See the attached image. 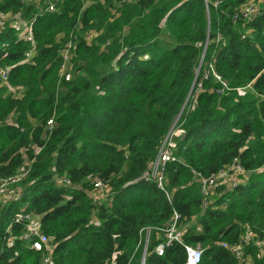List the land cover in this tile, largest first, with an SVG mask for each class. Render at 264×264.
<instances>
[{"label": "trees", "instance_id": "16d2710c", "mask_svg": "<svg viewBox=\"0 0 264 264\" xmlns=\"http://www.w3.org/2000/svg\"><path fill=\"white\" fill-rule=\"evenodd\" d=\"M248 1L58 0L47 12L42 2L0 0L1 16L32 22L34 41L8 22L0 28V69L9 68L0 179L29 162L20 199L0 203V264H40L13 221L23 208L40 216L54 264H184L185 246L200 247L198 264H264L251 241L242 261L220 245L246 231L264 237V0L251 20L232 21ZM69 40L66 81L60 52ZM174 121L185 133L162 190L143 173ZM234 159L240 183L216 184L202 208L198 179ZM96 180L109 189L101 204L91 198ZM174 215L181 241L157 254Z\"/></svg>", "mask_w": 264, "mask_h": 264}, {"label": "built area", "instance_id": "2783aa9c", "mask_svg": "<svg viewBox=\"0 0 264 264\" xmlns=\"http://www.w3.org/2000/svg\"><path fill=\"white\" fill-rule=\"evenodd\" d=\"M38 2H42L45 6V11L47 12H53L56 8V2L58 0H37ZM261 0H249L247 4L243 5V7L240 9V11L233 15L232 21L234 22L238 18H242L244 20H251L259 13V3ZM1 16V15H0ZM7 17H13L16 15H5ZM25 24V31L21 32L20 35L23 39L28 40L31 42L32 45H34V41L32 40V22H24ZM16 28V27H15ZM19 30V29H18ZM74 47L73 42L71 40L67 41L63 48L61 49V57H62V64L60 67L59 76L60 79L63 78L64 80H69L71 78V74L69 72V69L71 67L69 61L72 56V49ZM33 51L30 50L26 53V59L27 61L30 60L31 56L33 55ZM210 73L214 77V79L221 82L223 87H226L225 81H223L220 76L213 70L212 66H210ZM65 70V71H64ZM9 68H3L0 69V80L2 83L6 81V77L8 75ZM197 71V68H195V72ZM209 75V72L203 70L202 72V78L206 79ZM197 85L201 86V82H199ZM220 92L219 90H217ZM54 125L53 118H50L46 121V127L47 129H51ZM184 130L180 128L179 126L174 127L171 126L169 132L165 136V138L162 140L159 148L156 158L149 164L147 170L143 173V177L151 179L156 182V185L158 188H161L164 190L165 185V179L163 175V169L165 168L166 164L168 162L175 161L177 157L174 155V151L177 148V142L182 139L184 136ZM29 162H25L22 167H20L17 172L7 178L0 179V193L9 190L12 193V197L9 201H17L22 196V188L19 187V183H21L27 176L28 173V166ZM231 173L234 176L238 177L240 173L243 172L240 165H238L237 160H233V164L218 173L216 176L208 177V178H199V184H200V192L202 195V208H205L207 206L208 202V196L210 194V190L216 185V184H223L225 181H227L226 177H223V173ZM223 177V178H222ZM238 179V178H237ZM59 184H69L68 179L61 178L58 180ZM103 183L100 180H96L94 183V190L95 187L102 186ZM91 198L93 199V192L91 195ZM93 199V203H94ZM177 219L178 215H174L171 222L166 226L164 229V242L160 243L156 246L155 252L157 254H161L164 247L170 245L173 241H181V234L183 233L182 230L179 229L180 225H177ZM13 221L17 223H21L23 225V232L20 235V239H22L26 246L34 249L35 251H39L42 253L40 264H54L51 256V246L49 244L48 237L40 231L39 228V222H40V216L37 214H33L32 212H27L25 208L17 212L14 217ZM145 244H147L148 237H149V230L145 231ZM252 242L253 245L257 246L261 253H264V237L259 238L257 236H253L251 233L247 232L242 236V238L232 244H227L225 242L220 243L222 247L228 248V250L233 254V256L239 260H243V254H244V247L249 243ZM185 253H186V260L184 264H198L201 258V249L199 246L191 247V246H185ZM249 256H247L248 261Z\"/></svg>", "mask_w": 264, "mask_h": 264}, {"label": "rangeland", "instance_id": "374dc122", "mask_svg": "<svg viewBox=\"0 0 264 264\" xmlns=\"http://www.w3.org/2000/svg\"><path fill=\"white\" fill-rule=\"evenodd\" d=\"M31 2L33 3H37V0H31ZM10 23L11 26L16 27L17 29H19L20 33L25 31V24H24V20H22L19 16H13V17H7V16H0V28L4 23ZM94 36V32L90 31L87 34V39H91ZM65 71V70H64ZM69 72L71 75H73V68L72 66L69 69ZM199 73V70L196 71V75ZM10 94H12L15 97H20L22 95V89H14V88H10L9 89ZM185 105V104H184ZM184 107V106H183ZM182 107V109H183ZM13 121V116H11L8 119V122L11 123ZM177 121L173 122V126L175 127ZM223 177H226L227 181H225L223 184H226V187L228 189L233 188L236 184L240 183V180L237 179L236 176H234L231 173H223L222 174ZM222 177V178H223ZM108 192L109 189L105 186L102 185L100 187H95V190L93 191V199L97 204H101L105 201H108ZM12 197V193L9 190H6L2 193H0V203L5 204L7 203V201H9ZM179 229L183 231V227L180 225ZM150 234V233H149Z\"/></svg>", "mask_w": 264, "mask_h": 264}, {"label": "water", "instance_id": "95a60500", "mask_svg": "<svg viewBox=\"0 0 264 264\" xmlns=\"http://www.w3.org/2000/svg\"><path fill=\"white\" fill-rule=\"evenodd\" d=\"M205 47H206V44H205ZM205 47H204V50H205ZM204 50H203V54H204ZM203 54H202V56H203ZM201 62H202V57H201V60L199 61V63H198V66H197V71L200 69V66H201ZM181 111H182V109L180 110V112H179V114H178V117L180 116V114H181ZM143 262V261H142ZM142 264V263H141Z\"/></svg>", "mask_w": 264, "mask_h": 264}, {"label": "bare ground", "instance_id": "6f19581e", "mask_svg": "<svg viewBox=\"0 0 264 264\" xmlns=\"http://www.w3.org/2000/svg\"><path fill=\"white\" fill-rule=\"evenodd\" d=\"M198 87H200L199 85H198ZM192 88V87H191Z\"/></svg>", "mask_w": 264, "mask_h": 264}, {"label": "clouds", "instance_id": "9594fccd", "mask_svg": "<svg viewBox=\"0 0 264 264\" xmlns=\"http://www.w3.org/2000/svg\"><path fill=\"white\" fill-rule=\"evenodd\" d=\"M172 125H173V123H172Z\"/></svg>", "mask_w": 264, "mask_h": 264}]
</instances>
